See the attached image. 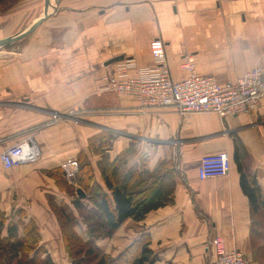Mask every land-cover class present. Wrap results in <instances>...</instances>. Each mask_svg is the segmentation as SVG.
<instances>
[{
  "label": "crops",
  "instance_id": "0c3cea01",
  "mask_svg": "<svg viewBox=\"0 0 264 264\" xmlns=\"http://www.w3.org/2000/svg\"><path fill=\"white\" fill-rule=\"evenodd\" d=\"M45 3L9 0L0 7V39L49 14L0 49V155L23 140L34 155L14 169L0 159V211L24 210L55 255L64 247L48 197L75 208L47 171L84 153L101 185L103 153L96 150L110 143L102 150L113 160L132 147L136 162L148 157L151 172L163 161L170 168L163 169L145 217L127 218L106 242L96 243L102 252L115 258L148 233L154 264H210L216 239L226 250H240L250 264H264V214L252 209L234 160L237 142L240 161L264 190V98L251 124L239 115L148 108L103 89L116 64H107L111 58L124 55L150 65L156 38L165 43L174 79L187 75L181 66L185 55H193L198 72L219 83L237 79L262 64L264 0H51L49 9ZM223 151L232 159L230 173L201 179V157ZM6 253L0 245V264H8ZM67 258L54 262L72 264Z\"/></svg>",
  "mask_w": 264,
  "mask_h": 264
},
{
  "label": "trees",
  "instance_id": "16d2710c",
  "mask_svg": "<svg viewBox=\"0 0 264 264\" xmlns=\"http://www.w3.org/2000/svg\"><path fill=\"white\" fill-rule=\"evenodd\" d=\"M8 1L0 0V6L6 5ZM109 145L103 142L96 150L97 154L103 155L98 162L102 186L95 189L93 185L96 184L97 176L92 162L84 153L78 155L77 161L82 163L76 174V183L84 192L87 189L94 191L88 199L74 197L72 204L75 211L65 201L56 202L53 197L49 199L60 222L67 253L72 264H154L157 257L150 248L151 237L148 233L132 241L115 258L102 252L95 240L111 237L127 218L142 220L152 207L151 200L162 180L163 169L170 166L163 161L151 172L147 168L148 157L141 156L136 162L137 154L132 147L112 160L102 150V147ZM235 149L234 160L241 174V188L249 198L252 209L264 214V190L255 174L248 171L240 161L237 142ZM47 172L56 178L62 192L70 193L68 189L72 186L64 177L62 167ZM16 215L19 216L18 220L15 219ZM25 217L27 214L21 209L9 214L0 211V245L3 244L6 249L8 264H56L41 244L42 234L37 222L26 220ZM78 218L85 227L83 230L88 236L87 240L76 229ZM3 230L7 231L5 237H1Z\"/></svg>",
  "mask_w": 264,
  "mask_h": 264
},
{
  "label": "built area",
  "instance_id": "2783aa9c",
  "mask_svg": "<svg viewBox=\"0 0 264 264\" xmlns=\"http://www.w3.org/2000/svg\"><path fill=\"white\" fill-rule=\"evenodd\" d=\"M152 62L140 66L133 57L117 61L104 77L103 89L119 96H131L148 108L174 109L179 113H215L221 118L229 114L251 119L264 98V57L262 64L253 67L235 80L219 83L215 77L198 72L193 55L182 57L187 75L174 79L166 62L165 43L154 39L150 44ZM73 112V111H72ZM57 119V115L54 116ZM74 120H79L76 115ZM250 123L253 124L252 120ZM34 158L30 142L23 140L7 147L0 155L6 169H13ZM77 160L62 165L66 177H75ZM232 159L228 152L201 157L198 173L201 179L225 176L230 173ZM216 253L210 264H250L245 255L233 248L226 250L223 241L215 240Z\"/></svg>",
  "mask_w": 264,
  "mask_h": 264
},
{
  "label": "rangeland",
  "instance_id": "374dc122",
  "mask_svg": "<svg viewBox=\"0 0 264 264\" xmlns=\"http://www.w3.org/2000/svg\"><path fill=\"white\" fill-rule=\"evenodd\" d=\"M55 1V0H54ZM45 2H46V0H45ZM52 2H53V0H52ZM52 5V4H51ZM51 5H48L47 3H45V7H46V9H49V8H51ZM1 6H4V5H1ZM0 6V7H1ZM2 30V29H1ZM110 144V143H109ZM110 146V145H109ZM105 153V152H104ZM106 156L108 155V154H105ZM99 162V161H98ZM82 163V161H80L79 162V164H78V169L80 168V164ZM99 169V168H98ZM79 171V170H78ZM77 171V172H78ZM77 174V173H76ZM47 175L48 176H50V177H52L55 181H56V184H57V180H56V178L53 176V175H51V174H48L47 173ZM59 176H61V175H59ZM64 176L66 177V173H64ZM67 179H68V177H66ZM67 182L72 186L71 188H69L68 189V191L70 192V193H68L67 194V196L68 197H70V199H71V201H73V199H74V197L75 198H79L80 196L78 195V193H77V188L79 187L78 185H77V183H76V175H75V177H73V178H71L70 180L68 179L67 180ZM100 185V183L99 182H97V180H96V184H94L93 185V188L95 189L97 186H99ZM94 189L93 190H86V195L84 196L86 199H88L90 196L89 195H92L93 194V191H94ZM54 198V200L56 201V202H60V201H58V198H56L55 196H49L48 198ZM87 203V202H86ZM54 212V211H53ZM79 213V212H78ZM77 213V216H79V214ZM11 215V214H10ZM14 216H15V214L14 215H12V217L14 218ZM55 217H56V219H57V216H56V214H55ZM80 218V217H79ZM79 218L77 219L78 220V223H76V224H78L77 225V227H76V229L82 234V236L85 238V240H87L88 239V236L85 234V231L83 230V229H85V227L82 225V223L80 222V220H79ZM15 219H19V216L18 215H16V217H15ZM55 226H56V228H57V230H58V232H59V236H57L59 239H57V240H60L61 241V245L64 247V250L63 251H61V252H63V253H61L60 252V249H58V252H56L55 253V255H53V254H51L50 252H48L50 255H51V257L53 258V260H55V259H58L59 261H63L65 258H67V257H69V255H68V253H67V250H66V247H65V241H64V238H63V233H62V229H61V226H60V222L58 221V219H57V223H55ZM108 238H110V237H108ZM106 239L107 238H102V239H97V240H95V244L96 243H99L100 245H102V241H105L106 242ZM41 244H42V242H41ZM43 245V244H42ZM44 246V245H43ZM45 247V246H44ZM98 248H99V246H98ZM47 249V248H46ZM48 251V250H47ZM65 257V258H64ZM55 258V259H54ZM70 258V257H69ZM68 259V258H67Z\"/></svg>",
  "mask_w": 264,
  "mask_h": 264
},
{
  "label": "water",
  "instance_id": "95a60500",
  "mask_svg": "<svg viewBox=\"0 0 264 264\" xmlns=\"http://www.w3.org/2000/svg\"><path fill=\"white\" fill-rule=\"evenodd\" d=\"M46 3L48 5H51V0H46ZM48 15L49 14H46L42 18H40L37 21L33 22L25 30L20 31L18 33H15L13 35H10V36H7L5 38L0 39V49H3L4 47L8 46L12 42L17 41V40L25 37L26 35H28L30 32H32L33 30H35L48 17ZM123 59H124V55L116 56V57L111 58L107 62V64H111V63H114V62H117V61H120V60H123ZM77 193H78V195L80 197H84L86 195V193L80 187L77 188Z\"/></svg>",
  "mask_w": 264,
  "mask_h": 264
}]
</instances>
